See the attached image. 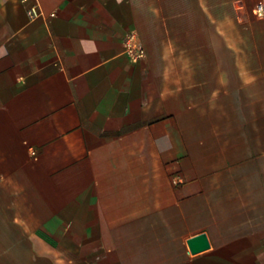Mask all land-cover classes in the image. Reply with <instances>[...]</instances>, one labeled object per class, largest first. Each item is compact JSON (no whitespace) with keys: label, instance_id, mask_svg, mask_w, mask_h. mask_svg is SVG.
I'll list each match as a JSON object with an SVG mask.
<instances>
[{"label":"crops","instance_id":"1","mask_svg":"<svg viewBox=\"0 0 264 264\" xmlns=\"http://www.w3.org/2000/svg\"><path fill=\"white\" fill-rule=\"evenodd\" d=\"M260 1L0 0V264H264Z\"/></svg>","mask_w":264,"mask_h":264},{"label":"built area","instance_id":"2","mask_svg":"<svg viewBox=\"0 0 264 264\" xmlns=\"http://www.w3.org/2000/svg\"><path fill=\"white\" fill-rule=\"evenodd\" d=\"M256 13L260 18H264V0L258 3ZM29 16L31 18L36 16V13L33 9L29 10ZM125 45L127 47L128 55L133 62H139L145 57V49L135 32H129L126 35Z\"/></svg>","mask_w":264,"mask_h":264},{"label":"water","instance_id":"3","mask_svg":"<svg viewBox=\"0 0 264 264\" xmlns=\"http://www.w3.org/2000/svg\"><path fill=\"white\" fill-rule=\"evenodd\" d=\"M188 245L193 254L200 253L211 247L206 233L198 234L188 240Z\"/></svg>","mask_w":264,"mask_h":264}]
</instances>
